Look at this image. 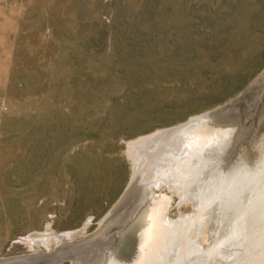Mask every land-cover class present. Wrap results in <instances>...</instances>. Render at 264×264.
Instances as JSON below:
<instances>
[{
    "label": "rangeland",
    "instance_id": "obj_1",
    "mask_svg": "<svg viewBox=\"0 0 264 264\" xmlns=\"http://www.w3.org/2000/svg\"><path fill=\"white\" fill-rule=\"evenodd\" d=\"M263 70L264 0H0V257L89 235L130 177L122 141Z\"/></svg>",
    "mask_w": 264,
    "mask_h": 264
},
{
    "label": "water",
    "instance_id": "obj_2",
    "mask_svg": "<svg viewBox=\"0 0 264 264\" xmlns=\"http://www.w3.org/2000/svg\"><path fill=\"white\" fill-rule=\"evenodd\" d=\"M130 177L96 229L0 264H264V70L222 106L124 142Z\"/></svg>",
    "mask_w": 264,
    "mask_h": 264
}]
</instances>
